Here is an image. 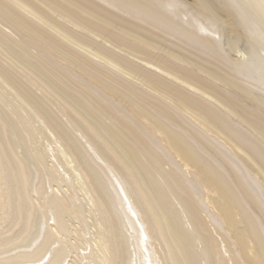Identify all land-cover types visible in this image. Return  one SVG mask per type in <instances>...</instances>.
Here are the masks:
<instances>
[{
    "label": "bare ground",
    "instance_id": "6f19581e",
    "mask_svg": "<svg viewBox=\"0 0 264 264\" xmlns=\"http://www.w3.org/2000/svg\"><path fill=\"white\" fill-rule=\"evenodd\" d=\"M0 264H264V0H0Z\"/></svg>",
    "mask_w": 264,
    "mask_h": 264
}]
</instances>
